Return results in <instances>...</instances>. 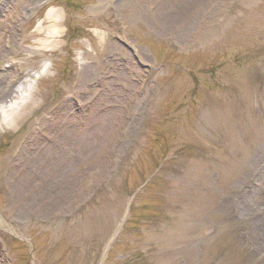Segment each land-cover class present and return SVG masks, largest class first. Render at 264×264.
<instances>
[{
	"label": "rangeland",
	"instance_id": "1",
	"mask_svg": "<svg viewBox=\"0 0 264 264\" xmlns=\"http://www.w3.org/2000/svg\"><path fill=\"white\" fill-rule=\"evenodd\" d=\"M0 264H264V0H0Z\"/></svg>",
	"mask_w": 264,
	"mask_h": 264
},
{
	"label": "bare ground",
	"instance_id": "2",
	"mask_svg": "<svg viewBox=\"0 0 264 264\" xmlns=\"http://www.w3.org/2000/svg\"><path fill=\"white\" fill-rule=\"evenodd\" d=\"M47 38H51L53 36H51V34H48L46 36ZM29 89H27L26 87H23L21 90H19V92H17L16 97L17 100L15 102H12L11 105H9L8 107L5 108V110H2V119L3 121L1 122V124H5L7 121V108L11 111L14 112L16 110H20V108L22 107V103L25 102V100L27 99L28 95H29ZM18 101V102H17ZM96 134V132L94 131V135ZM95 137V136H94Z\"/></svg>",
	"mask_w": 264,
	"mask_h": 264
}]
</instances>
